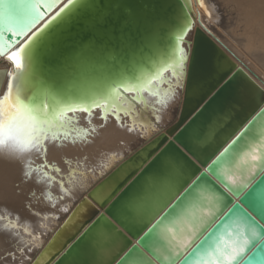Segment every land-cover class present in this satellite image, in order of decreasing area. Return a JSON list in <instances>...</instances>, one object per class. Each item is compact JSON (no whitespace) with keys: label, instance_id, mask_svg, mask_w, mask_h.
Listing matches in <instances>:
<instances>
[{"label":"snow or ice","instance_id":"6c2138e0","mask_svg":"<svg viewBox=\"0 0 264 264\" xmlns=\"http://www.w3.org/2000/svg\"><path fill=\"white\" fill-rule=\"evenodd\" d=\"M60 2L0 0V57H6L15 69L5 73L10 78L9 84L6 93L0 96V158L20 163L22 174L28 179H32L33 173L26 169L33 166L31 157L35 153L41 159L45 178L53 180L47 175L50 165L45 162L49 133L73 122V118L67 116L69 112L79 111L90 116L93 109L99 108L102 120L110 114L121 125L127 120L133 125L140 123L143 128L148 123L147 116L136 113L131 101L142 103L144 93L158 96L156 88L170 82H174L173 98L185 86L195 94L203 91L199 87L192 88L197 52L190 35L194 26L191 0H184L178 15L170 14L172 0H139L137 3L93 0L79 12L80 0H68L37 28L45 19V13ZM75 24L82 25V31L87 34V40L73 49L81 58L105 51L127 53L145 40L156 38L161 31L167 41L163 48L156 49L155 58L140 73L125 77L102 96L92 98L87 106L65 105L57 99L59 86L41 79L36 68L41 55L58 53L62 46H67L70 40L67 30ZM17 44L19 47L12 51ZM67 59L64 57L65 61ZM214 91L204 93L197 106ZM126 93L131 94V101L124 97ZM157 102L164 104L163 100ZM255 113L259 121H264V100L256 106ZM246 123L249 126L239 125L236 129L239 135L206 168V173L210 170L236 200H227L212 185L208 174L197 177L191 173L194 165L187 157H181L182 164L181 159H166L165 153L144 170L113 205L110 215L117 223L101 217L82 235L62 264H71L76 255L84 258L83 264H105V261L107 264H154V261L165 260L171 264H264V224L260 223L264 221V180L255 181L259 172H264V136L255 135L256 124L251 120ZM128 130L135 131V127ZM213 134V127L204 129L205 137ZM84 135H88L87 130ZM52 139L55 147L64 146L62 142L56 143L60 140L59 134ZM64 139H68V134H64ZM241 144L243 150L234 156ZM185 147L196 155L192 147ZM248 157L257 161L259 172L253 171L256 165ZM237 159L247 168L238 169ZM229 160L231 167L224 173L220 169ZM143 168L141 164L137 172ZM236 176L241 179H234ZM127 183L126 180L117 187L112 196ZM240 198L243 203L238 202ZM245 205L256 216L249 213ZM123 229L136 236L135 244H131Z\"/></svg>","mask_w":264,"mask_h":264},{"label":"water","instance_id":"95a60500","mask_svg":"<svg viewBox=\"0 0 264 264\" xmlns=\"http://www.w3.org/2000/svg\"><path fill=\"white\" fill-rule=\"evenodd\" d=\"M63 2L65 0H61L59 4L47 11L45 18ZM132 2L137 3L139 0H132ZM183 2L184 0H172L173 8L170 14L178 15ZM92 3L93 0H80L77 11H81L85 5ZM196 3L202 4L201 0H196ZM191 6L194 26L190 35L197 52L192 88L199 87L203 90L202 93L195 94L192 89L185 86L167 106L163 115L166 119L164 121L162 117L160 120H150L152 117L147 112L143 96V114L147 116L148 123L143 128L139 124L134 125L135 131H131L133 134L131 140L123 144L122 152L115 158V162L108 165L106 162L98 161L96 166L85 168L86 166L81 165L80 169H73L67 180L71 178L69 182L78 185V187L74 186L76 190L67 187L64 181L62 187L61 180H57L61 195L51 194L45 199L49 203V208L55 210L54 212L48 211L47 207L44 209L47 212L44 213L42 210H37L39 209L37 206L41 207L38 197L35 193L29 196L30 201L25 203L23 214L36 223L34 226L31 224L21 226L13 221L3 229L6 232L22 230L28 238L20 239L18 242L12 239L2 242L0 247H5L7 250L1 253L0 264H62L65 257L79 243L82 235L94 227L101 217H107L109 221L117 223L110 215L113 205L139 178V175L165 153H167L166 159L187 157L190 164L194 165V168L190 170L191 173L197 177L208 174L212 185H215V188L227 200L237 199L215 176L210 174V170L206 173V168L239 135L236 129L242 123L244 127H248L246 121L251 120L256 124L255 135L264 136V121H259V116L255 113L256 106L264 100V89L238 67L227 50L218 45L212 35L195 26L193 0H191ZM67 31L70 34L67 46H62L58 53L41 55L36 68L37 75L41 79L54 82L59 86L57 99L65 105L87 106L92 98L102 96L125 77L140 73L148 62L155 58L156 49L163 48L167 41L166 34L161 31L156 38L145 40L135 50L127 53L119 50L105 51L81 58L74 53L73 49L81 41L87 40V34L82 31V25L79 24L70 26ZM11 39L19 38L11 37ZM64 57L68 59L65 61ZM12 68L1 72L0 90L4 79L8 77L5 73L15 71ZM172 85L168 84L167 87L170 86L173 89L174 83ZM213 89H215L213 95L198 107L201 96ZM96 109L98 108L93 110ZM109 124L113 126L112 122ZM119 124L122 132H129L130 125ZM208 127H213L215 134L205 137L203 132ZM240 131H243V128H240ZM185 145L192 147L196 155H193ZM91 146L92 143L87 145V147ZM242 150L241 144L233 155H238ZM254 154L258 155V153ZM248 160L256 165L253 171L259 172L260 166L257 161L251 160V157H248ZM145 161L147 163H144ZM65 163L70 165L69 160ZM181 163H184L183 159ZM141 164H144V168L137 172ZM236 166L238 169L247 168L240 159L236 160ZM230 167L231 160L220 170L227 173ZM113 177L117 179L113 180ZM234 179L239 180L241 177L236 176ZM126 180L128 183L112 196L116 188L124 184ZM260 180H264V172H259L255 178L256 183ZM53 181L56 182L54 177ZM109 196H112L111 200L108 199ZM77 198L80 199L78 203H76ZM238 202L243 203V198H240ZM41 204L46 206L45 203ZM245 208L256 216L247 205ZM256 219L259 220V217L257 216ZM260 223L264 224V221ZM123 233L131 244L137 242L136 236L127 229H123ZM5 238H7L6 235L4 240ZM185 254L187 255V252ZM83 259L80 255L73 256L71 264H83ZM154 264H171V261H154Z\"/></svg>","mask_w":264,"mask_h":264},{"label":"bare ground","instance_id":"6f19581e","mask_svg":"<svg viewBox=\"0 0 264 264\" xmlns=\"http://www.w3.org/2000/svg\"><path fill=\"white\" fill-rule=\"evenodd\" d=\"M194 2V13H195V26L203 29L205 32L212 35L216 40L218 45L224 47L227 50L229 56L237 63L238 67L242 68L253 80H255L264 89V75L256 76L255 74L262 71L261 67H256L252 61L263 64L264 58L258 56L253 57L251 53L247 51L252 47L251 45L245 46V52L242 51L243 57L237 58L234 56L232 47L234 46V41L227 35L226 32V22L224 15L228 12H235L239 18L244 20L252 28H257L264 33V0H202V4L198 5L196 0ZM68 3L65 0L61 6L57 7L53 13L48 15L45 20L37 26V28L42 27L48 19L56 14L64 4ZM35 31V30H34ZM17 45L12 49L15 51ZM241 53V51H240ZM11 54V53H10ZM251 60V61H250ZM13 67L11 61L7 60L6 57H0V74L3 71L8 70V68ZM12 68V69H13ZM11 72V71H10ZM167 76V74H166ZM9 77V76H8ZM6 77L3 81L0 96L6 93L9 78ZM170 80V77H169ZM174 82L163 83L156 88L158 96H152L148 93H144L143 96L146 102L147 112L152 117L150 120L156 121L160 118L164 121L166 120L163 115L167 106L171 103L173 98L172 88ZM170 84V88L167 85ZM125 98L131 101V94H127ZM163 100L164 104L161 105L157 101ZM124 103V100H121ZM134 106L136 113L143 114L142 103H136L131 101ZM127 107V105H125ZM68 117L73 118V122L66 127H57L50 131L49 133V150L47 152L46 163L50 165V170L47 172L48 176L54 177L56 182L47 180L45 178V170L40 167L41 159L36 157L33 153L31 160L34 161L33 166L28 167L26 170L33 173L32 179L26 178L22 174V167L20 163L16 162H6L5 159L0 158V245L2 242H8L12 239L14 242H18L20 239L28 238L24 235L22 230L19 231H3L4 228L13 221L18 222L19 225L25 226L28 224L35 225V221L30 218H26L23 214V208L27 201H30V195L35 193L38 197L39 209L43 213L48 211L54 212L55 210L49 208V203L46 202V198L51 194L61 195L60 186L57 180L65 182L66 186L72 190L77 184H71L67 177H70L71 171L81 168V165L86 166H96L98 161L106 162L108 165L115 162V158L119 157L122 152L123 144L131 140L133 134L131 131L122 132L120 124L111 115H108L106 120H102L101 109L92 110L91 115L84 112H69ZM155 117V119H153ZM164 118V119H163ZM148 120V119H147ZM91 121V123H89ZM112 122L113 126L109 123ZM124 124L133 127L131 121L125 120ZM140 125V123H137ZM95 131H92V129ZM85 130L88 131V135L85 136ZM151 130V129H148ZM60 135V140L56 143H63V147H55L53 143V136ZM64 134H68V139H64ZM75 143H71V141ZM89 143H92L91 147H87ZM43 154H41L42 156ZM10 160V158H8ZM70 162L67 165L65 161ZM59 169V171H56ZM66 187V188H67ZM78 187V185H77ZM71 190V191H72ZM78 203L80 201L77 198ZM45 203V205L41 204ZM75 203V204H76ZM65 204V203H64ZM61 207V204H60ZM10 219V220H9ZM27 220L29 222H27ZM40 220V219H39ZM2 229V230H1ZM19 233V234H18ZM7 236L4 240V236ZM5 247H0V258L1 253L6 251Z\"/></svg>","mask_w":264,"mask_h":264},{"label":"rangeland","instance_id":"374dc122","mask_svg":"<svg viewBox=\"0 0 264 264\" xmlns=\"http://www.w3.org/2000/svg\"><path fill=\"white\" fill-rule=\"evenodd\" d=\"M226 22L227 35L235 42L232 47L234 56L239 58L243 57L242 51L245 52V46L251 45L252 47L247 51L255 58L262 56L264 58V33L257 28L247 26L248 24L239 18L235 12L226 13L224 15ZM241 51V53H240ZM242 54V55H241ZM260 54V55H259ZM251 61V60H250ZM253 66L261 67V74H255L256 76L264 75V61L261 65L258 62L252 61Z\"/></svg>","mask_w":264,"mask_h":264}]
</instances>
